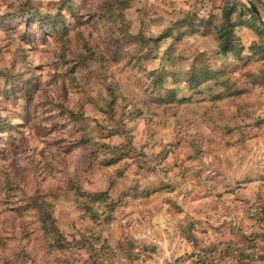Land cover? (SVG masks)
I'll use <instances>...</instances> for the list:
<instances>
[{
    "label": "rangeland",
    "instance_id": "374dc122",
    "mask_svg": "<svg viewBox=\"0 0 264 264\" xmlns=\"http://www.w3.org/2000/svg\"><path fill=\"white\" fill-rule=\"evenodd\" d=\"M224 4L255 28L234 30L240 47L183 41L221 77L197 91L168 78L177 100L153 101L143 72L172 41L139 71L115 51L120 29L155 39ZM186 181L212 197L207 226L264 236V0H0V264H134L124 235L175 214Z\"/></svg>",
    "mask_w": 264,
    "mask_h": 264
},
{
    "label": "crops",
    "instance_id": "0c3cea01",
    "mask_svg": "<svg viewBox=\"0 0 264 264\" xmlns=\"http://www.w3.org/2000/svg\"><path fill=\"white\" fill-rule=\"evenodd\" d=\"M196 184L195 181L178 184L180 189L189 185L190 192L179 191L174 197L180 206L175 214L164 211L141 231L124 235L127 257L134 264H264V236H251V232L237 236L225 230L215 231L204 223L205 213H214L211 209L203 210L202 205L212 197L193 193Z\"/></svg>",
    "mask_w": 264,
    "mask_h": 264
},
{
    "label": "trees",
    "instance_id": "16d2710c",
    "mask_svg": "<svg viewBox=\"0 0 264 264\" xmlns=\"http://www.w3.org/2000/svg\"><path fill=\"white\" fill-rule=\"evenodd\" d=\"M122 3L124 4L125 2H120V5ZM125 8L126 6L119 7L120 14H118V22L126 25L122 16ZM232 14V10L227 8L225 4L220 8V17L210 14L207 18H199L195 14H188L183 19L174 22L155 39L146 38L143 30L133 35L128 29L122 28L120 29L121 36L112 44L115 47V51L119 49L121 44L123 46V43L130 46L131 53H126L125 55L127 57L126 66L141 71L143 68L142 64L145 61L157 57L155 54L151 57L157 48L153 49L149 45L152 43L155 47L161 41L171 39V44L156 58L160 60V66L154 70L143 72L145 77L150 79L149 85L151 91L155 94L153 101L166 103L168 98L177 100L175 90L164 86L168 78H173V84L178 83V81L181 83L184 82L188 85L189 89L197 91L203 84L211 82L217 77H221V72L211 70L207 52L187 48L183 41L184 38L189 36H211L216 43L215 54L226 55L233 52L234 49L240 47V41L235 36L234 30L237 27H248L252 30L255 28L241 23H234L231 20ZM127 25L126 27L129 26ZM184 63L186 67L183 66ZM177 67L184 68L185 70L183 72H176L174 69ZM107 200L109 198L106 193L94 196L95 202H106ZM94 216L93 218L95 220L100 217V215ZM40 221L42 224L46 222V217L42 214Z\"/></svg>",
    "mask_w": 264,
    "mask_h": 264
},
{
    "label": "water",
    "instance_id": "95a60500",
    "mask_svg": "<svg viewBox=\"0 0 264 264\" xmlns=\"http://www.w3.org/2000/svg\"><path fill=\"white\" fill-rule=\"evenodd\" d=\"M251 6V10H252V12L259 18V13H258V11L256 10V8L251 4L250 5Z\"/></svg>",
    "mask_w": 264,
    "mask_h": 264
}]
</instances>
